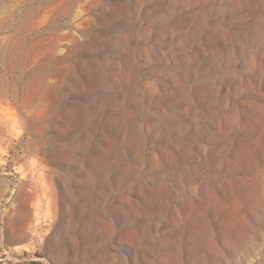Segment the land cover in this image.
I'll list each match as a JSON object with an SVG mask.
<instances>
[{
	"label": "rangeland",
	"instance_id": "rangeland-1",
	"mask_svg": "<svg viewBox=\"0 0 264 264\" xmlns=\"http://www.w3.org/2000/svg\"><path fill=\"white\" fill-rule=\"evenodd\" d=\"M0 264H264V0H0Z\"/></svg>",
	"mask_w": 264,
	"mask_h": 264
}]
</instances>
